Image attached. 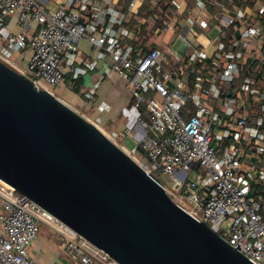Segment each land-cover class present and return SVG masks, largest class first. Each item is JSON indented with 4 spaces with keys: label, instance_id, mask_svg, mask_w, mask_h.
Returning <instances> with one entry per match:
<instances>
[{
    "label": "built area",
    "instance_id": "2783aa9c",
    "mask_svg": "<svg viewBox=\"0 0 264 264\" xmlns=\"http://www.w3.org/2000/svg\"><path fill=\"white\" fill-rule=\"evenodd\" d=\"M139 1L0 0V60L29 76L39 88L55 93L64 84L66 73L78 79L109 58L111 69L125 78L133 91V104L123 108L127 125L123 132L105 127L101 113L111 106L97 102L98 83L84 93L85 105L93 103L92 109L98 113L83 116L146 171L165 178L167 191L174 192L177 202L193 216L207 222L253 262L264 264V84L257 83L250 73L238 82L236 95H228L236 90L232 91V85L243 71L238 60L255 38L263 40L259 69L264 70V0H250L253 6L236 7L233 15L219 18L223 26L239 24L240 29L228 45L223 40L217 44V50L225 52V65L204 49L191 51L183 69L191 85L176 86L165 81L169 73L164 61L170 50L154 46L146 53H135L131 40L137 29L127 24V19ZM153 1L156 8L166 11L163 30L174 28L172 17L178 13L174 0H167L165 9L161 8L164 0ZM235 1L197 0V6L202 12L208 2L221 9ZM52 2L56 9L48 8ZM196 21L194 15L184 18L189 30ZM178 34L189 45L187 32L180 28ZM82 39L95 54L79 64L82 52L78 43ZM22 51L27 52L26 68L14 63L15 54ZM200 61L209 62L208 76ZM227 83L232 85L227 88ZM237 93L249 100L250 113L241 110ZM218 98H222L223 115L212 106ZM142 104L150 120L142 117ZM224 116L226 128L221 133L217 126ZM133 130L140 132L138 145L145 159L136 158L138 145L128 149L121 142L122 137L132 136ZM225 138L231 142L224 146ZM193 171L191 178L189 172ZM181 200L191 206H184ZM0 206V264H39L28 249L41 222L60 233L66 252L82 264H118L35 201L1 182Z\"/></svg>",
    "mask_w": 264,
    "mask_h": 264
},
{
    "label": "water",
    "instance_id": "95a60500",
    "mask_svg": "<svg viewBox=\"0 0 264 264\" xmlns=\"http://www.w3.org/2000/svg\"><path fill=\"white\" fill-rule=\"evenodd\" d=\"M0 182L118 264H256L174 200L160 176L2 60Z\"/></svg>",
    "mask_w": 264,
    "mask_h": 264
},
{
    "label": "crops",
    "instance_id": "0c3cea01",
    "mask_svg": "<svg viewBox=\"0 0 264 264\" xmlns=\"http://www.w3.org/2000/svg\"><path fill=\"white\" fill-rule=\"evenodd\" d=\"M175 7L178 13L172 17V20L176 22L174 28L163 30L164 23L162 19L167 15L166 11H162L155 7L153 0H140L136 10L127 19V24L137 29V36L131 43L134 46L135 53H146L150 48L154 46H160L166 51L170 50L168 58L164 61V68L169 73L166 78V83L170 86H176L179 84L191 85L190 78L186 74L184 69L185 57L194 50L204 49L211 57H218L225 65L227 59L224 57V51L219 52L217 50V44L220 40L227 35L230 36V40L237 33L239 35V24L231 26H223L219 18L221 16L233 15L236 7H251L253 3H247L246 1H235L228 7L219 8L216 5L208 2L206 9L202 12L199 11L197 6V0H174ZM214 6L213 8H211ZM219 9V10H218ZM186 15H194L197 17V21L192 30L184 24V18ZM183 30L187 32L189 45L182 43L178 51H173L169 46L163 45L162 36L164 33L172 30L177 33ZM182 40V38H180ZM229 40V41H230ZM261 38H255L250 47L244 49L243 57L238 60L244 67L250 69L249 74L253 73L254 79L257 83L264 84V79L260 78V57H259V45L262 43ZM183 42V40H182ZM79 49L82 52L81 58L78 60L79 64L83 60L92 58L95 54L93 47L84 39L78 43ZM27 52L22 51L14 56V63L19 68H26ZM202 71L205 76H208L210 71L209 62H201ZM255 73L258 76H255ZM248 73H246L247 75ZM243 71L240 74L237 81L232 85L234 91L241 79L244 78ZM98 83L95 88L94 84ZM94 87L96 90V97L98 101H104L111 106V109L102 112L103 124L107 128L116 127L115 129L123 132L125 129L128 118L123 113V108L129 107L134 102L133 91L128 87L127 80L120 77L116 72L111 69L110 59L105 58L98 62V65L93 70H89L86 74L81 75L78 79L73 78L71 73H66L65 81L61 88H65L71 92H76L80 95L83 101L81 105L75 104L73 99L57 95L65 102L70 104L78 111V107L92 109L93 103L85 105L84 93L90 88ZM240 101L241 110L245 113H250L252 105L248 101H244L243 94L237 93ZM241 97V98H240ZM222 98L214 99L212 106L215 110L219 111L223 115ZM94 113H98L94 111ZM226 118L223 117V123L217 126V129L222 133L226 128ZM232 127H230L231 129ZM124 137L121 138V140ZM231 142L230 138H225L222 144L225 146ZM129 149V148H128ZM3 211L0 206V212ZM29 255L37 261L39 264H82V262L70 256L62 245V236L53 227L40 223L39 234L33 241L28 249ZM96 264H104L97 262Z\"/></svg>",
    "mask_w": 264,
    "mask_h": 264
},
{
    "label": "rangeland",
    "instance_id": "374dc122",
    "mask_svg": "<svg viewBox=\"0 0 264 264\" xmlns=\"http://www.w3.org/2000/svg\"><path fill=\"white\" fill-rule=\"evenodd\" d=\"M56 5L52 2L49 4L48 8L49 9H56ZM162 41H163V45H166V46H169V48H171L173 51H178L182 45V40L177 36V33L173 32L172 30L164 33V35L162 36ZM55 94L56 95H62V96H66V97H69L71 99H73L74 103L75 104H79L81 105L82 104V100L80 98V95L77 94L76 92H71L65 88H62V89H57L55 91ZM140 109H141V112H142V117L145 119V120H150V113L147 111L146 107L144 104H142L140 106ZM78 111L83 115H94V110L93 109H86V108H81V107H78ZM116 127H110L107 126V129L109 131H119L118 129H115ZM139 136H140V132L138 130H133L132 131V136H125L121 142L124 146H126L127 148L131 149L133 147H136L138 145V140H139ZM136 158L138 159H145V156L143 154H137L136 155ZM189 177L193 178L195 176V172H189ZM164 179V178H162ZM164 181H167L166 179H164ZM170 194L172 195V197L174 198V200L178 201V197L177 195L172 192L170 190ZM182 204L186 207H190L191 204L187 201V200H181Z\"/></svg>",
    "mask_w": 264,
    "mask_h": 264
},
{
    "label": "trees",
    "instance_id": "16d2710c",
    "mask_svg": "<svg viewBox=\"0 0 264 264\" xmlns=\"http://www.w3.org/2000/svg\"><path fill=\"white\" fill-rule=\"evenodd\" d=\"M236 1L241 2L240 0H236ZM247 3H251L250 0H248ZM213 7H214V6H212L211 8H213ZM238 36H239V35H238L237 33L234 35V37H238ZM229 38H230L229 35H227V36H225V37L223 38V41H225L227 45H228L229 40H230ZM228 47H229V46H228ZM248 70L250 71L249 68L244 67V68H243V74L246 75V73H247ZM248 74H249V72H248ZM260 78L264 79V70H263V69L260 71V77H259V79H260ZM137 150H138L139 154H143V155L145 156V158H146V154H145L143 148L141 147V145H138ZM164 179H165V178H164ZM164 179H163V180H164ZM164 182L166 183L167 181H164ZM170 195H171V194H170ZM171 196H172V195H171Z\"/></svg>",
    "mask_w": 264,
    "mask_h": 264
}]
</instances>
